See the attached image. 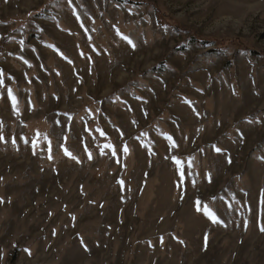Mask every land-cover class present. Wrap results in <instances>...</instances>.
Masks as SVG:
<instances>
[{"label": "rangeland", "instance_id": "1", "mask_svg": "<svg viewBox=\"0 0 264 264\" xmlns=\"http://www.w3.org/2000/svg\"><path fill=\"white\" fill-rule=\"evenodd\" d=\"M0 73V264H264V0H0Z\"/></svg>", "mask_w": 264, "mask_h": 264}, {"label": "snow or ice", "instance_id": "2", "mask_svg": "<svg viewBox=\"0 0 264 264\" xmlns=\"http://www.w3.org/2000/svg\"><path fill=\"white\" fill-rule=\"evenodd\" d=\"M69 3H71V0H69ZM123 38L126 39V40H128L129 43H132V41H131V39H130L129 37H123ZM133 46H134V45H133ZM0 75H2V73H0ZM2 83H3V80H0V84H2ZM8 96H9V98H10L11 101H12L13 109H17V101H16V97L13 95L11 89H8ZM101 134L103 135V133H101ZM0 140H3V137H2V136H0ZM13 143H15V140H13ZM105 147H110V145H105ZM66 151H67V150H66ZM123 151H124V152H128V148H127V146L124 147ZM216 151L219 152L220 149L217 148ZM68 154L70 155V153H68ZM173 160L175 161V163H176L177 165H180V164H181V161L178 160V159H176L175 157H173ZM189 165H191V161H189ZM121 183H122V181H121ZM196 205H197V207L199 208V205H200V201H199V200L196 201ZM210 215H211V213H210ZM212 219H213V221H215V220H216V217H215L214 215H212ZM261 230L264 231V227H262Z\"/></svg>", "mask_w": 264, "mask_h": 264}, {"label": "trees", "instance_id": "3", "mask_svg": "<svg viewBox=\"0 0 264 264\" xmlns=\"http://www.w3.org/2000/svg\"><path fill=\"white\" fill-rule=\"evenodd\" d=\"M175 26H176V25H175ZM175 28L179 29L178 26H176ZM5 38H6V37H5ZM195 40H196L195 42H197V44H200V45H207V44H209L208 41H200L199 39H195Z\"/></svg>", "mask_w": 264, "mask_h": 264}]
</instances>
